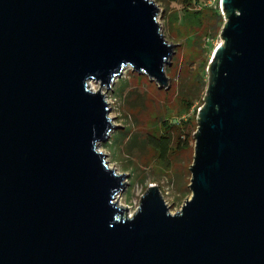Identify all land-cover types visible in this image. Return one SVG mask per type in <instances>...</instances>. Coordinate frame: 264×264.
I'll list each match as a JSON object with an SVG mask.
<instances>
[{
	"label": "water",
	"instance_id": "95a60500",
	"mask_svg": "<svg viewBox=\"0 0 264 264\" xmlns=\"http://www.w3.org/2000/svg\"><path fill=\"white\" fill-rule=\"evenodd\" d=\"M219 6L191 197L150 185L127 215L105 93L127 68L166 86L157 5L0 0V264H264V0Z\"/></svg>",
	"mask_w": 264,
	"mask_h": 264
},
{
	"label": "rangeland",
	"instance_id": "374dc122",
	"mask_svg": "<svg viewBox=\"0 0 264 264\" xmlns=\"http://www.w3.org/2000/svg\"><path fill=\"white\" fill-rule=\"evenodd\" d=\"M179 1L153 0L159 9L157 21L161 32L174 50L170 59L173 62L167 71L165 68L166 86L158 87L146 75H135L136 72L131 73V69L127 68L110 89L103 90L106 91V99L111 108L109 116L113 118L112 124L119 126L118 128L129 126L126 137L121 138L115 128L108 138L110 141L106 140L98 147L105 154L109 167L126 175V187L119 194L118 200L127 209V215L136 211L140 197L150 185L158 186L172 214L179 211L191 197L189 168L193 163L194 145L175 150L164 163L158 158L157 151L145 143V138L148 134L155 137L163 134L166 124L183 128V122L189 120L196 132L198 110L204 105L203 97L209 84L207 69L215 50L222 45L221 30L226 18L219 6L220 0H199L202 6L218 7L220 17L213 11L206 10L203 11L200 26L182 24ZM201 62H206L202 72L203 86L196 77ZM126 74V87L118 97L112 89L121 85L118 80L125 78ZM90 86L93 90L99 89L96 82H91ZM183 98H194L195 101L189 110L180 112L185 105ZM191 126L189 124L187 128ZM175 136L173 132V140Z\"/></svg>",
	"mask_w": 264,
	"mask_h": 264
},
{
	"label": "trees",
	"instance_id": "16d2710c",
	"mask_svg": "<svg viewBox=\"0 0 264 264\" xmlns=\"http://www.w3.org/2000/svg\"><path fill=\"white\" fill-rule=\"evenodd\" d=\"M172 1L174 2V1H178V0H172ZM179 2L181 5L180 6L181 7L180 8V14H181L180 20H181L182 24L187 23L191 27L200 26V24L202 22L203 11H206V10H208V12L213 11L217 17H220L218 7L212 8L210 6H202V4L200 3L199 0H180ZM198 6H201V7L199 9H195ZM191 7H193V8H191ZM176 20H178V17H176ZM207 38H209V37H207ZM171 62H173V61H171ZM171 62L169 65L166 66V71L169 69ZM204 63H206V62H201L198 65V71L196 72V77L200 81L199 84L201 86L204 85V78L202 76V72L204 69V67H203ZM131 73H135V71H132ZM135 75L144 76L145 74H139L136 72ZM127 79H128V74L125 75V78H121L118 80V82L121 84L119 87H114L112 89L114 94L117 93L116 95L118 97H120V95H122V91L126 87V80ZM201 90L203 91L204 88H202ZM118 91H119V93H118ZM194 101H195L194 98H188V99L183 98V103H185V105L183 106L182 109H180V112L189 110L191 108V106L193 105ZM183 123L185 124V126L183 128H181V127L178 128L179 126L166 124V126H165L166 130L163 134L159 135L158 137H155L153 135L148 134L147 137L145 138V143L157 151L158 158L160 160H163L164 163H165V160L168 158V156L172 152H174L175 150L191 148L194 145V132H195V130L191 126V120L184 121ZM189 124H190L191 128H187V126ZM128 127L129 126H124V127L122 126L121 128H117L118 133L121 135V138L126 137L128 135V133H129ZM172 127H174L175 129H172ZM170 129H171V131H170ZM173 132L176 135L175 140H173ZM109 141L110 140H108V142Z\"/></svg>",
	"mask_w": 264,
	"mask_h": 264
}]
</instances>
